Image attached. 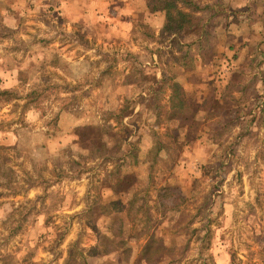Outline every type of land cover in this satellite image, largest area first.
<instances>
[{
	"label": "clouds",
	"instance_id": "9594fccd",
	"mask_svg": "<svg viewBox=\"0 0 264 264\" xmlns=\"http://www.w3.org/2000/svg\"><path fill=\"white\" fill-rule=\"evenodd\" d=\"M147 2L0 0V93L12 94L10 99L0 97V264H65L69 246L79 253L75 264H92L99 256L111 264H264V239L254 242L264 236L259 207L264 205V125L250 124L251 117L233 112L215 127L214 142L200 138L193 147L184 144L186 132L179 122L174 121L179 139L169 141L170 125L156 120L157 105L162 120L167 114L165 80L171 83L177 71L157 59V50L194 67L204 55L224 54L216 78L222 89L232 82L228 99L240 101L245 88L251 91L253 86L264 97V0H175L174 20L179 12L189 15L192 22L186 31L209 33L203 43L188 36L179 39L171 31L175 24L167 19L165 0H150L151 10ZM173 39L184 46L183 53L173 47ZM229 41L246 45L237 49L239 60H232ZM140 72L155 77L164 90L153 96L142 85ZM176 80L182 83L179 75ZM129 105L142 114L139 132L130 117L118 119ZM86 125L101 132L94 143H82L75 134ZM125 127L132 134L117 144L113 137ZM195 132L190 139H197ZM177 158L185 160V174L198 181L189 191L179 180L162 187L164 173L171 175ZM137 163L139 168H134ZM205 168L209 177L219 173L218 178H224L216 192L199 180ZM117 169L121 176L125 169L136 172L128 177L127 187H137L120 207L137 195L150 219L136 212L130 223L113 225L108 217H100L97 209L110 206L109 185ZM69 177L78 184L72 214L77 220L89 218L98 235L66 226L69 213L58 201L64 195L62 179ZM89 188L97 189L102 199L86 195ZM217 195L223 198L224 215L210 227L219 258L202 249L197 231H202L205 216L217 221ZM202 197L208 203L190 228L164 224L165 219L187 215ZM57 231L64 233L63 239H57ZM149 239L152 245L145 253ZM228 252L235 254L234 261Z\"/></svg>",
	"mask_w": 264,
	"mask_h": 264
},
{
	"label": "rangeland",
	"instance_id": "374dc122",
	"mask_svg": "<svg viewBox=\"0 0 264 264\" xmlns=\"http://www.w3.org/2000/svg\"><path fill=\"white\" fill-rule=\"evenodd\" d=\"M151 8L152 6L149 5V9ZM49 11L52 12L54 16L58 15V13H56L55 10L52 8H49ZM225 27L227 28L228 25L226 24ZM161 35L163 36V33H161ZM178 35L179 39H184V36H188V38L191 40L201 39V43H203V38L207 37L209 33L206 29H202L200 32H197L196 30L190 32L184 31L178 33ZM120 39L121 38L119 37H114L116 43H119ZM160 44H164L163 39L160 41ZM171 44L173 45V47H176L178 51L183 53L184 46L178 44L177 39H173L171 41ZM228 46L230 50L234 53V55L232 56L233 61L240 59V52H238L237 49H243L244 47H246V45L242 44L240 41L234 43L229 41ZM188 47L191 48L192 45L189 44ZM156 56L157 59L165 66L169 68L175 66L177 71L172 74L171 81L178 82L176 80V77L177 75H179L180 81H182V83H178L182 87L181 91L183 93V97L187 101H189V103H191L190 107L188 106V109L183 110V112L177 109L172 110L168 107L167 114L163 116V120L161 119V110H159V105H157L156 120L158 124L166 123L170 125V127L176 126L174 121L184 123L185 129L183 130H185L186 134L182 137V140L185 145L190 144L195 147L200 138H206L208 141L214 142L215 127L224 117H228L233 112L237 113L238 115L243 113L244 115L251 117V120L249 121L250 124H256L257 126L264 125V106H262V101H264V97H262L259 92L255 90L254 86L252 87L251 91H249L248 88H245V94L240 101H230L228 99V96L230 95L228 89H230L232 86H230L229 88L228 86L224 87L223 89L221 88L222 82L216 78V68L218 66L219 59H226V56H224V54H219L218 56L204 55L202 56L201 63L198 67L191 66L187 62V60L181 59L180 57L175 56L171 52L157 50ZM139 76L144 88L146 90H149L153 94V96H158L160 92L164 90L163 85H161L160 82L156 81L155 77H146L143 75L142 72L139 73ZM165 84L170 85L167 79L165 80ZM132 86L139 88L141 87V84H134ZM167 92L169 93L168 89ZM11 96L12 94L9 93L8 97L5 98L10 99ZM143 99L144 97L141 96V102H143ZM149 109L151 110V105H149ZM197 109H199L200 111L197 112ZM254 112H256V114H253ZM170 114H173L172 121L170 120ZM67 115L69 116V118L73 116V114L71 113ZM184 115H200L203 117V119H193L190 122L188 120L181 119V117ZM124 116L130 117V123L136 129V131L139 132L142 126V114L135 112V109L129 105L121 110L118 119H122ZM137 121H141V123H137ZM193 129H196V140L190 139V137L193 135ZM75 134L79 136L80 141L82 143H94L101 135V132L99 129L92 125H86L83 128L75 129ZM131 134L132 131L130 128H123L119 136L115 137L116 143L119 144L120 141L124 139H126L127 141L128 137ZM166 134L169 141H176L179 139L178 134L173 130H166ZM134 147L135 146L133 145V148ZM160 147H163V145H160ZM3 151L4 149L0 152ZM130 158L133 160L136 159L133 155H130ZM117 163H119V161H117ZM134 168H139V164H135ZM184 169L185 160L177 158L175 161V167L171 170V175L168 172L164 173L165 181L162 187L171 186L172 184H175L177 180H179L185 185V191L193 189L198 181L197 179H193L190 175L185 174ZM78 174V172L74 173V175ZM114 175L115 181L112 185H109L112 191V198H110V202L115 201L117 203L118 201V203L115 208H112L113 206H103L97 209V212L100 214V217H108L113 225L117 223L123 224L126 220L130 223L131 217L136 212L150 219V217H147V212L144 207L140 205L137 195H133L131 199H129V203L127 205H125L124 207H120V205L123 204L124 199H127L129 197V193L133 192L134 189L137 187L136 185H133L132 188L127 187L128 177L136 175L135 170L125 169V174L121 176L119 174V169H117V172ZM219 176L220 174L218 173L215 176L209 177L207 169L205 168L199 180L202 185L207 186L209 191L216 192V190L224 183V178H218ZM53 179L60 178L54 177ZM80 179L83 180V177H81ZM210 181L212 183H210ZM62 185V191L64 192V195L60 197L58 204L62 206L65 212L69 213V215L67 216L68 223L66 226L69 228L75 227L78 231L82 230L83 228H88L91 232L97 233V229L89 223V218H82L81 220H77V214H72V208L76 202L75 193L76 188L78 186L77 181L71 177L64 178L62 179ZM89 193H91V195L94 196L96 200L102 199L97 189L89 188L86 191V195H88ZM242 194L243 193L241 192V195ZM3 195V193H0V196ZM187 203L188 202L185 201V204ZM207 203L208 200L202 197L199 206H190V210L187 215L180 214L179 219H165L164 224H171L172 227H182L185 229L190 228L191 224L200 215V209L203 208ZM257 204L259 205V200L257 201ZM215 206L217 221H214L205 216L204 222L201 224L202 231L200 229H197V231L200 232V238L203 241V245L201 246L202 249H207L211 254H216L217 258H219V249L215 247V244L218 243V240L215 236V233L211 230L210 227L211 224H213L214 222H218V219L224 215L223 198L219 195H217L215 199ZM52 207L55 208L57 211H60V209L57 208V205L55 203L52 204ZM180 207L183 208L184 205H181ZM259 207L261 213H264V205H259ZM192 213H195V215H192ZM253 214H255V210H253ZM262 219H264V216H262ZM63 235V232L57 231V239H63ZM261 239H264V236L256 237L254 242L259 243ZM222 240L223 237L221 236L219 238V242H222ZM101 244H106V241L101 240ZM151 245L149 249L151 248ZM76 247H78V244ZM71 248L72 254L69 256V251ZM127 252L128 250L124 249L122 254L126 256ZM105 254H107L106 248ZM77 255H79V253L76 252L75 247L69 246V248L67 249V259L65 260V264H70V262H73L75 264ZM227 255L232 257L234 261V253L228 252ZM92 264H111V261L105 260L103 256H99L93 259ZM117 264H119L118 261ZM221 264H223V261L221 262Z\"/></svg>",
	"mask_w": 264,
	"mask_h": 264
},
{
	"label": "trees",
	"instance_id": "16d2710c",
	"mask_svg": "<svg viewBox=\"0 0 264 264\" xmlns=\"http://www.w3.org/2000/svg\"><path fill=\"white\" fill-rule=\"evenodd\" d=\"M148 5L152 6L150 0H148ZM157 8H159V5H157ZM164 8L167 11V19L169 22H171L172 24H175V27H172L171 28V31L172 32H177V33H180V32H184L186 31L185 29V26L186 25H189L191 24V17L189 15H187L185 12H179L178 13V17L179 19L178 20H174L173 18V15H172V10H174L176 8V4H175V0H165L164 2ZM169 27L170 25L169 24H166L165 25V30H169ZM193 31V30H192ZM186 32H190V31H186ZM228 88L230 86H232V82L229 81L228 82ZM181 85L176 82V81H173L172 83H170V85H168V90H169V96H170V100H169V108L172 109V110H179L181 112H183V110H187L188 109V106L190 107L191 103H189V101H187L184 97H183V93L181 91ZM9 95V92L5 91L3 93H0V97H8ZM170 120L172 121V117H173V114H170ZM180 125V129H185V126H184V123H179ZM167 130H173L175 131L177 134H178V129L177 127H170V129L168 128ZM114 140H115V137H114ZM123 141H126V139H124ZM133 147V146H132ZM3 149L0 148V151H2ZM129 155H132L131 152ZM118 203V201H117ZM117 203L115 201H111L110 202V206L108 207H111L113 206L112 208H115ZM110 211V210H109ZM108 211V212H109ZM106 212V213H108ZM152 241L149 239L147 240V245L144 249V252H146L150 245H151ZM72 248L70 249L69 251V256L72 254ZM70 264H74L73 262Z\"/></svg>",
	"mask_w": 264,
	"mask_h": 264
},
{
	"label": "crops",
	"instance_id": "0c3cea01",
	"mask_svg": "<svg viewBox=\"0 0 264 264\" xmlns=\"http://www.w3.org/2000/svg\"><path fill=\"white\" fill-rule=\"evenodd\" d=\"M146 6L149 8L148 2H147V5H146ZM151 9H152V8H151ZM151 9H150V10H151ZM199 37H200V36H199ZM200 38H201V37H200Z\"/></svg>",
	"mask_w": 264,
	"mask_h": 264
}]
</instances>
